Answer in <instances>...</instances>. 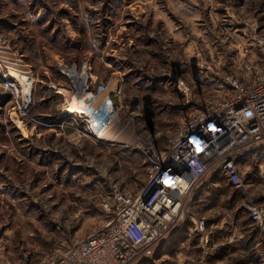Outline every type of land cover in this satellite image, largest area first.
Listing matches in <instances>:
<instances>
[{"label": "rangeland", "instance_id": "374dc122", "mask_svg": "<svg viewBox=\"0 0 264 264\" xmlns=\"http://www.w3.org/2000/svg\"><path fill=\"white\" fill-rule=\"evenodd\" d=\"M263 33L264 0H0V65L30 90V114L42 121L72 112L62 129L19 118L0 139V264H40L68 239L102 229L112 189L138 193L150 164L144 149L166 150L210 93L197 80L195 53L218 63L232 47L230 62L237 46ZM176 71L193 86L191 102L174 85ZM104 92L113 120L104 117L107 105L99 108ZM80 94L89 95L86 110H70ZM92 107L101 118H79ZM255 152L239 160L247 194L233 188V200L216 199V211L244 223L251 204L264 221V154Z\"/></svg>", "mask_w": 264, "mask_h": 264}, {"label": "built area", "instance_id": "2783aa9c", "mask_svg": "<svg viewBox=\"0 0 264 264\" xmlns=\"http://www.w3.org/2000/svg\"><path fill=\"white\" fill-rule=\"evenodd\" d=\"M194 58L197 80L208 82L210 93L204 102L193 106L169 137L166 150L144 149L150 160L144 186L136 194L113 188L102 204L112 215L106 225L87 238L68 239L40 264H137L193 215L189 199L205 177L221 176L247 194V176L239 160L245 150H256L253 157L264 154V33L255 35L246 47L241 46L230 62L226 57L218 63L208 62L198 52ZM221 65L227 67L221 70ZM173 78L176 88L191 102L193 86L178 71ZM0 93L10 96L19 118L48 129H62L67 114L72 113H64L57 122L36 120L29 112L31 93L27 94L18 78L1 65ZM91 110L101 118L99 111ZM89 114L79 118L92 120ZM114 117L115 113L109 118ZM88 128L81 129L101 139L98 131ZM247 208L255 221L262 220L258 206ZM192 221L194 231L209 249L206 220L193 217Z\"/></svg>", "mask_w": 264, "mask_h": 264}, {"label": "crops", "instance_id": "0c3cea01", "mask_svg": "<svg viewBox=\"0 0 264 264\" xmlns=\"http://www.w3.org/2000/svg\"><path fill=\"white\" fill-rule=\"evenodd\" d=\"M231 48L221 52L219 56H231ZM63 115L64 112L44 120L61 121ZM6 118L10 119V123H6ZM18 119L10 96L0 93V139L11 136L10 126L18 124ZM3 149L7 154L14 152L11 144L6 143ZM22 149L31 148L25 146ZM214 177L216 176H209L201 181L191 194L189 202L193 215L182 221L166 240L147 251L137 264H264V221H255L251 213H247L250 219L244 223L241 216L231 215L227 211H216V199L224 197L233 200V194L238 191L236 192L225 178L218 176L219 179H213ZM15 184L14 188L21 186ZM193 217L206 220L210 238L209 249L203 245L201 236L194 231ZM228 218H234L231 224L236 220L238 227L233 229L231 224L224 223ZM0 231L1 235L6 233L3 227Z\"/></svg>", "mask_w": 264, "mask_h": 264}, {"label": "bare ground", "instance_id": "6f19581e", "mask_svg": "<svg viewBox=\"0 0 264 264\" xmlns=\"http://www.w3.org/2000/svg\"><path fill=\"white\" fill-rule=\"evenodd\" d=\"M83 91H85V88H83ZM29 92H30V90L27 89V94H29ZM82 95L83 94H80L75 99L70 100V101H72L70 103V107H69L70 110H72V109H79L81 111H83V110L85 111L86 110V106H87V101H88L89 95H86V97L82 96ZM107 96H108V93L104 92V94L100 97L99 108L101 107L102 104L107 105L105 110H106V116L109 117L113 113H112V110L110 109V105L107 102V99H108ZM90 103H91V100H90ZM89 116L94 118L95 115L93 116L92 114H89Z\"/></svg>", "mask_w": 264, "mask_h": 264}]
</instances>
